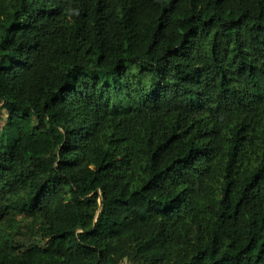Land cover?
Returning a JSON list of instances; mask_svg holds the SVG:
<instances>
[{
	"label": "trees",
	"instance_id": "1",
	"mask_svg": "<svg viewBox=\"0 0 264 264\" xmlns=\"http://www.w3.org/2000/svg\"><path fill=\"white\" fill-rule=\"evenodd\" d=\"M0 264H264V0H0Z\"/></svg>",
	"mask_w": 264,
	"mask_h": 264
},
{
	"label": "rangeland",
	"instance_id": "2",
	"mask_svg": "<svg viewBox=\"0 0 264 264\" xmlns=\"http://www.w3.org/2000/svg\"><path fill=\"white\" fill-rule=\"evenodd\" d=\"M6 115V112L4 109L0 108V127L4 124V117Z\"/></svg>",
	"mask_w": 264,
	"mask_h": 264
}]
</instances>
